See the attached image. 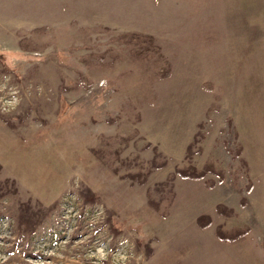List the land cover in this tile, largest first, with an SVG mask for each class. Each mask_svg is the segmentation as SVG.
<instances>
[{"label": "rangeland", "instance_id": "rangeland-1", "mask_svg": "<svg viewBox=\"0 0 264 264\" xmlns=\"http://www.w3.org/2000/svg\"><path fill=\"white\" fill-rule=\"evenodd\" d=\"M0 264H264V0H0Z\"/></svg>", "mask_w": 264, "mask_h": 264}]
</instances>
